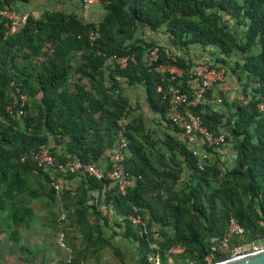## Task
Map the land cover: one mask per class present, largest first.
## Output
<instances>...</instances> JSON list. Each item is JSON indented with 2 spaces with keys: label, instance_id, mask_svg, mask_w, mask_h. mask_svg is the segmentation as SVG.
Instances as JSON below:
<instances>
[{
  "label": "trees",
  "instance_id": "obj_1",
  "mask_svg": "<svg viewBox=\"0 0 264 264\" xmlns=\"http://www.w3.org/2000/svg\"><path fill=\"white\" fill-rule=\"evenodd\" d=\"M31 1L0 0V7L15 9L18 2ZM99 2L104 14L98 21L81 12L46 9L38 16L29 13L20 30L7 34L0 19V230H9L19 247V264H49L36 260L21 237V229L34 221L31 203L42 198L48 208L60 204L70 221L61 229L76 233L72 256L57 264H108L102 258L107 248L122 264H133L117 237L135 245L136 264H169V258L175 264H208L212 244L226 233L231 216L245 228L232 243L263 235L264 0ZM162 30L181 53L143 37ZM154 46L162 54L150 66L146 55ZM193 46H201L210 65L219 69L236 57L233 71L244 80L243 98L228 101L222 94L225 109L209 102L212 88L192 107L213 135H224V143L233 145L232 165L218 157L216 149L224 143H205L206 157L194 152L170 116L169 100L158 90L164 75L155 65L172 63L183 70L182 88L192 96L187 80L197 64L190 55ZM113 55L134 56L136 62L122 68L109 61ZM124 84L142 86L150 110L174 134L157 137ZM20 93L28 97L24 103ZM121 131L131 152L124 168L134 179L125 194L109 178L56 170L55 180L80 177L74 188L65 186L58 193L52 171L21 160L47 144L59 162L71 156L98 163L105 156L108 160ZM103 205L107 210H101ZM131 214L141 215L146 225L133 223ZM153 241L158 248L151 247ZM229 256L216 252L213 260Z\"/></svg>",
  "mask_w": 264,
  "mask_h": 264
},
{
  "label": "built area",
  "instance_id": "obj_2",
  "mask_svg": "<svg viewBox=\"0 0 264 264\" xmlns=\"http://www.w3.org/2000/svg\"><path fill=\"white\" fill-rule=\"evenodd\" d=\"M84 7L88 8L89 5L95 0H85ZM28 13H19L8 5L0 7V19L4 20L6 26V33L13 34L20 30L28 18ZM96 33H92V37H96ZM161 49L154 46L149 49L146 55V62L150 66L154 64L161 57ZM173 59H175L173 57ZM109 61L115 65L124 68L129 62H136L134 56L113 55ZM155 70L163 74L162 83L159 85L158 90L163 93V97L170 102V116L174 124L184 130V135L190 144L197 138L201 137L204 142L209 145L219 146L224 143V135H213L209 129L203 124L200 115L196 114L192 107L200 104L204 99L206 92L215 83H221L225 80V71L223 68H216L207 62L197 63L188 73L187 84L191 90L192 96L182 88L183 70L172 63L161 62L155 65ZM20 98L23 103L27 100V96L20 93ZM221 102L222 98H218ZM260 109L264 110V105H260ZM198 154V151H194ZM129 142L124 135V131L118 136L117 144L109 152L110 156L107 161H100L98 163H85L81 160L73 159L68 156L65 162L57 161L53 155L49 145L44 144L38 151H32L22 157V161L31 159L39 164L45 170L52 171L53 185L59 193L66 185L64 179L55 180L56 170L60 172H69L74 175H89L98 179L109 178L119 191L125 194L128 189L134 184V179L131 177L124 168V162L130 155ZM65 217V215H64ZM129 219L136 224L146 225L145 220L138 214H131ZM264 227V220L260 221ZM245 232L244 226L234 216H231L228 221L226 233L218 240L214 241L211 247V253L207 255L206 259L208 264L214 262V255L216 252L229 254L230 256L241 255L248 251H254L264 248V234L242 243H232L235 236H242ZM65 233L61 230V240H64ZM155 238H159L158 232L154 233ZM152 248H158L157 242H151ZM72 254L69 256V258Z\"/></svg>",
  "mask_w": 264,
  "mask_h": 264
},
{
  "label": "rangeland",
  "instance_id": "obj_3",
  "mask_svg": "<svg viewBox=\"0 0 264 264\" xmlns=\"http://www.w3.org/2000/svg\"><path fill=\"white\" fill-rule=\"evenodd\" d=\"M81 2L82 0H32L29 3L18 2L17 8H15V10L17 11L20 7L25 8L29 6L33 8L37 14H41L46 9H63L65 11H75L76 6H79ZM84 3L81 10V14L84 18L94 20L99 19L102 16L104 7L99 2V0H95V2L91 3L88 8L84 7ZM92 9L94 14H91ZM232 25L234 24L232 23ZM143 37L161 42L164 47H171V49H173L176 53L182 52L177 47L175 48L170 45V41L168 40L164 30L160 32L147 31ZM192 48L190 49V52ZM195 51L196 48L192 50L193 55H200V53H195ZM124 87L134 107L139 105L140 110L144 113L145 117L148 120H152L150 108L145 102L144 88L140 85L129 86L127 84H124ZM221 102L218 103L221 104ZM67 187L74 188V180L69 181ZM31 206L35 210L34 221L30 224V226L21 229V237L22 242L31 248L32 256L38 261L46 260L49 262V264H57L62 259L69 258V256L72 254L71 249H73L71 238L73 234L75 236L76 233H71L65 228V231H67L66 234V232L61 229L66 227L70 221L64 217L60 204L55 203L48 208L46 200L42 198L39 200H34L31 203ZM101 209L104 211L107 210L105 205H103ZM52 211L54 212L55 217ZM107 214V217L110 219V221H113L115 218L113 210H109ZM54 218L56 219L57 224H55ZM60 219H64V221L61 222ZM61 230L65 233L64 240L60 239ZM115 242L124 250L127 261L129 263L136 264L137 256L133 255V252L131 251H135V245L127 240L121 239V237H117ZM21 258V251L19 250L17 244L10 237L9 230H0V264H19ZM102 258L103 260L107 261L108 264H122L118 257L113 253V250L110 248H107L103 251ZM169 264H175L172 258H169ZM178 264L183 263L179 261Z\"/></svg>",
  "mask_w": 264,
  "mask_h": 264
},
{
  "label": "crops",
  "instance_id": "obj_4",
  "mask_svg": "<svg viewBox=\"0 0 264 264\" xmlns=\"http://www.w3.org/2000/svg\"><path fill=\"white\" fill-rule=\"evenodd\" d=\"M78 4V3H76ZM95 8V7H94ZM82 7L81 5H77L75 11H71V12H81ZM17 12L19 13H32L35 15H40L37 14L33 8L31 7H25V8H18ZM70 12V11H69ZM91 14H94L93 9L91 10ZM104 12L102 13L103 16ZM102 16L99 19H94L95 21H98L102 18ZM89 20V19H88ZM93 20V19H91ZM158 42V41H157ZM159 44H162L161 42H158ZM168 49L171 50V47H167ZM196 48V52L200 53V55H193L192 50ZM173 50V49H172ZM190 55L193 58V60L198 63V62H203L204 60L208 61L210 58L206 55L204 49L201 46H193ZM235 60L236 57H233L231 59H229V65L227 67H225V80L221 83H215L212 85V89H213V93L210 96V98H208L209 102L213 105V107L215 109H225L221 106V104H219L218 102V98H222V94L225 96V98L228 101H233L235 99H241L244 97V89H243V83L244 80H240L239 76L233 71V67L235 66ZM145 91V90H144ZM145 102H146V95H145ZM147 104V102H146ZM148 105V104H147ZM151 116H152V120H149L150 127L153 130H157L158 131V135L156 134L157 137H163V133H171L174 134V131L172 129H168L167 125L165 122L160 123V116L157 114H154L151 110ZM155 136V137H156ZM156 137V138H157ZM205 143L203 141V139L199 136L197 137L193 142L192 145L193 147L196 149V151H198V154L202 157H206V147H205ZM158 145L163 149L166 150V148H164V146L162 147V142L161 140H159ZM218 152V157L221 159V161L226 164V165H232L235 159V149L233 147V145L231 143H224L222 146L218 147L217 149ZM213 153L208 154V157H212ZM106 155H108V152L106 153ZM103 161H107V158L105 156V159ZM74 187L79 184L80 182V177L79 176H75L74 179ZM71 180V181H72ZM67 181V180H66ZM69 181L65 182L66 185L68 184ZM96 194V193H95ZM102 208V206H101ZM102 210V209H101ZM104 211V210H102Z\"/></svg>",
  "mask_w": 264,
  "mask_h": 264
},
{
  "label": "water",
  "instance_id": "obj_5",
  "mask_svg": "<svg viewBox=\"0 0 264 264\" xmlns=\"http://www.w3.org/2000/svg\"><path fill=\"white\" fill-rule=\"evenodd\" d=\"M210 264H264V248L248 251L241 255L229 256L223 260L214 261Z\"/></svg>",
  "mask_w": 264,
  "mask_h": 264
}]
</instances>
